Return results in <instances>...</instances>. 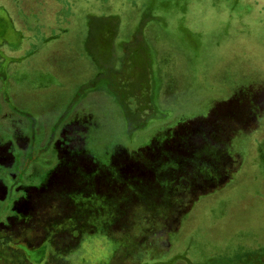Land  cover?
<instances>
[{
    "label": "rangeland",
    "instance_id": "1",
    "mask_svg": "<svg viewBox=\"0 0 264 264\" xmlns=\"http://www.w3.org/2000/svg\"><path fill=\"white\" fill-rule=\"evenodd\" d=\"M215 80L264 119V0H0V264H264V144L204 190L130 147Z\"/></svg>",
    "mask_w": 264,
    "mask_h": 264
},
{
    "label": "crops",
    "instance_id": "2",
    "mask_svg": "<svg viewBox=\"0 0 264 264\" xmlns=\"http://www.w3.org/2000/svg\"><path fill=\"white\" fill-rule=\"evenodd\" d=\"M216 75L222 76L213 73L210 77ZM177 89L173 90L177 98L167 101L172 104L163 107L161 116L152 118L135 134L131 148L145 146L153 159L166 158L159 165L169 172L182 173L181 167L191 164V171L200 178L199 190L215 186V173H240L258 162L264 144V119L254 107L256 103L229 100L235 87L228 82L215 80L205 88L190 85ZM215 199L212 193L201 195L198 204L202 208Z\"/></svg>",
    "mask_w": 264,
    "mask_h": 264
}]
</instances>
